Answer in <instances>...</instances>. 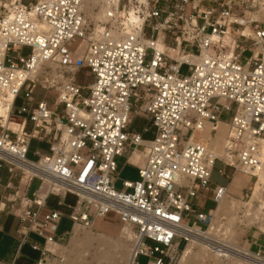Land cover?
<instances>
[{"label":"built area","instance_id":"built-area-1","mask_svg":"<svg viewBox=\"0 0 264 264\" xmlns=\"http://www.w3.org/2000/svg\"><path fill=\"white\" fill-rule=\"evenodd\" d=\"M24 1L0 0V168L26 186L40 180L32 196L14 191L27 229L44 239L31 242L36 264L59 258L47 245L66 240L56 233L65 213L40 214L51 195L62 206L68 194L72 227L92 229L113 211L133 230L132 264H142L139 256L179 264L192 242L264 264V245L252 250L216 235L215 227H229L228 213L214 222L228 185L212 181L217 161L221 176L251 178L233 208L240 226L264 234V20L243 13L245 0ZM76 38L84 42L79 55L70 48ZM81 70L88 84L79 82ZM37 88L55 92L54 102L39 99ZM225 115L218 156L192 137ZM136 116L150 120V138L130 130ZM129 149L145 162L138 179L118 188L117 159ZM206 191L215 202L209 210L200 202ZM5 202L14 208L11 193L0 195ZM20 240L29 241L26 233Z\"/></svg>","mask_w":264,"mask_h":264},{"label":"crops","instance_id":"crops-1","mask_svg":"<svg viewBox=\"0 0 264 264\" xmlns=\"http://www.w3.org/2000/svg\"><path fill=\"white\" fill-rule=\"evenodd\" d=\"M143 119L145 120L146 124L143 126L140 132L143 133L145 138H150L153 134L152 132L153 127L151 125L150 120L146 118ZM229 122H230L229 116L226 115L222 116L221 123L225 124V130H226L225 132L226 137L223 138L222 141H220L223 151L225 150V147L227 145L226 142L229 132ZM219 123L215 124L213 122H207L205 126L210 125L211 129L209 130L204 129L203 131L198 132L196 134V137L198 138L197 140L202 141L207 137L206 139H208L207 141H209L210 139L209 137L212 136L216 138L219 133V127H221L220 126L221 123L220 124ZM10 126L15 128L16 125L11 124ZM144 128H147L149 130L147 132H143ZM146 133H149L150 136L146 137L145 136ZM38 145L43 147L44 149H46L47 147V145L43 143L33 141V146H38ZM119 158H125V161L123 162L122 165L123 166L125 164L131 165L133 168L137 170V176H138L139 167H141L145 162L144 153L140 149L133 151L129 149L125 153V155ZM217 162H220V167H221L222 162L221 161H217ZM120 168L122 169L123 167ZM121 169H120V173H121ZM227 171L230 173L231 168H227ZM222 177L224 180L223 182H215L213 180V175H212V181L214 183L228 185V194L225 196V198L222 200V202L219 204L217 208L219 209L221 207L219 209V213H220L219 216L226 213L230 215V213L234 211L232 205L238 203V200L242 198L245 192L251 189L252 186L251 178L246 175L236 174L235 177H233L231 180L224 176ZM124 179H128V178H124ZM0 181H1L0 195H6L8 193H11V198L15 200L14 208H12L11 205L7 202H5V204L7 205L6 207L3 204H0V264H36L40 254L38 251L32 248L31 242H37L39 243L40 246H43L44 239L27 229V227L29 226V222L22 221L20 217L24 204L20 201L19 198H17L16 195H14V191L17 188H20L21 190H25L29 196H32L33 193L36 191V189L39 187V185L36 189H34L30 193L31 182L28 186H26V184L23 181L20 182V175H17L15 177H10L9 172L6 169H1V168H0ZM7 183L10 184V188L9 187L6 188ZM51 198L54 200L53 203L49 202ZM72 199L73 201H71ZM74 200H75V196L72 194H68L64 197L65 205L60 206L58 204V197H56L55 195H51L46 201V206L41 209L40 218H42L44 213L50 211L52 208H58L65 213V215L61 218L60 222L56 226L57 227L56 233L57 235H62L66 233L67 234L66 240L58 243H48L47 245L48 248L59 257L54 261V263L73 264L72 254L76 252V245L78 246V244L82 242H87V243L89 242L91 243L94 250V254L91 257L92 258L91 264H129L132 253V244L128 243V239H131L132 241L134 240V235L131 232L132 229L129 227L125 229V226H123L122 222L119 227L112 230L106 229L105 227H99L96 229L95 225L99 220V218L95 220L92 229H85L80 226L72 227V221L68 217V213L70 210L68 205L73 204ZM200 202L203 205L204 209L206 208L209 202L213 203L215 207V202L212 199L211 192H207V191L203 192ZM220 222L221 221L219 220V223ZM244 231H245V235L241 238V242L238 243L240 246L242 245L245 248L257 250L262 245H264V234L255 230L247 231L246 229ZM23 233H26V236L29 240L25 243H21L20 240L21 235ZM68 238H69V243H72L70 249L67 248L69 244H66ZM250 240H252V242ZM195 249L196 247L194 246V250ZM195 251H198V249H196ZM205 252H206L205 255L213 254V252L207 248H205ZM60 257L64 258L63 262H60L59 260ZM140 257L143 258L144 264H148V259L146 257L139 256L138 260ZM221 259L225 260L224 258ZM231 260H229V264L231 263L243 264L241 261H239V259L238 261L235 262H232ZM179 264H182L181 261L179 262ZM207 264H215L211 256L207 258Z\"/></svg>","mask_w":264,"mask_h":264},{"label":"rangeland","instance_id":"rangeland-1","mask_svg":"<svg viewBox=\"0 0 264 264\" xmlns=\"http://www.w3.org/2000/svg\"><path fill=\"white\" fill-rule=\"evenodd\" d=\"M29 1H32V0H25L24 2L27 3ZM252 2H253V0H245V3L243 4V7L241 10L243 11V13L246 12L247 15H253L259 21L264 20V0H256L254 5H251ZM245 33L252 34L250 29L245 30ZM83 45H84V42L82 41V39L76 38L72 42L70 48L73 52H75L77 55H79L78 53L82 52ZM20 52H21V54L25 55L28 52V48H25ZM248 55H249V52H246L245 56H248ZM182 72L187 73L188 72V66L184 65L182 68ZM78 80L82 84H88L89 82L92 81L91 78L84 76L83 70H81L79 72ZM35 95L39 99H42L44 97L49 102L50 105L54 102V100L56 98L55 92H53V91L45 92L41 88H37L35 90ZM19 103H20V101H18L17 104H19ZM145 124H146L145 120L142 117L136 116L133 119L132 124L130 125V130L141 131ZM148 134L149 133H146L145 136L146 137L150 136V134L149 135ZM225 137L226 136L224 135L223 138H225ZM202 141L205 143L204 139ZM117 161H118V165L120 167H123L122 169L119 167L121 169V173L119 175V179H118L117 184H116V186L118 188H121L122 187V180L124 178H128L130 180H135L138 178V176H137V170L135 168H133L131 165H129V164H125L124 166L122 165L123 162L125 161V158H118ZM219 168H220V162H217L215 165L214 173H213V180L215 182H223L224 181L223 177L218 172ZM231 172H232V170H231ZM238 174L242 175L240 173H238ZM39 182H40V180L38 178H34L31 181L30 193L38 187ZM71 201H73V199ZM49 202L53 203L54 200L51 198L49 200ZM213 207H214V204L209 202L207 204L205 210H209L210 208H213ZM219 217L220 216H217V218H216V223H217L216 225L217 226L220 225V223H219L220 218ZM228 217H229V221H228L229 227H215V233H216V235H218L222 239L230 240V242H233V243L239 245L238 243L241 242V238L245 235L244 230H246L247 227H243V226H240V224H238L239 218L237 217L236 211H233L232 213H230V215ZM120 225H121L120 217L118 216V214L116 212L112 211L106 215V218H99V220L97 221V223L95 225V228L97 229L99 227H105L106 229L112 230V229L119 227ZM131 232L133 233V230H131ZM124 240H126V239H124ZM128 243L132 244L133 241L131 239H128ZM66 244H69V246H67V248L70 249V246L72 245V243H69V238L67 239ZM194 246L196 247V249H198V252H199V250H200L199 248L201 247V245L194 244ZM205 253L206 252L204 249L203 250L204 256L206 258H209V256H211L212 259L214 260L215 264H219V259H217L216 254H215L216 252H214L213 254H210V255L209 254L205 255ZM93 254H94V250H93L91 243L82 242V243L78 244V246L76 245V252L72 254L73 264H86V263L91 264V261H92L91 257L93 256ZM68 260H69V257H68ZM139 260L142 264H144L143 258L140 257ZM231 261L235 262L238 260L232 259Z\"/></svg>","mask_w":264,"mask_h":264},{"label":"bare ground","instance_id":"bare-ground-1","mask_svg":"<svg viewBox=\"0 0 264 264\" xmlns=\"http://www.w3.org/2000/svg\"><path fill=\"white\" fill-rule=\"evenodd\" d=\"M159 46L162 47L161 45H159ZM6 105L7 104H5L3 101L2 102V108L0 110V114L5 115V113H6V107L5 106ZM220 126L221 127H219V133H218L216 138L209 137L210 138L209 141H207L208 139H204V141L206 140L205 143L201 140H197L198 138L196 137V134L198 132L203 131L204 129H208V130L211 129V126L207 125L202 130L196 131L192 137V140L203 142L210 151L214 152L218 156H222L224 151H223V148L220 144L221 143L220 141L223 140V137L225 135L226 130H225V124L221 123ZM256 192H257V188H256ZM236 205H238V203H235L234 205H232V207H234ZM219 209H217L215 211L216 218H217V216L220 215ZM214 222L216 223V220ZM78 226L79 225H77V227ZM80 227H82V226H80ZM127 227L128 226H125V229H127ZM133 235H134V233H133ZM194 244L201 245V247L199 248L200 249L199 252L194 250ZM229 245H230V243H229ZM204 249H205V246L201 243H197V242L189 243L186 246V248L183 250V253L181 255V258H180L181 263L182 264H207V258L203 254ZM215 254H216L217 259H219V264H229V260H231V258H235V259H239V260L242 258V257H239L238 255H233V253L230 252L229 250L217 251ZM133 257H134V248H133V243H132V253H131V259H130L129 264H132ZM222 257H224L225 260H222L221 259Z\"/></svg>","mask_w":264,"mask_h":264}]
</instances>
